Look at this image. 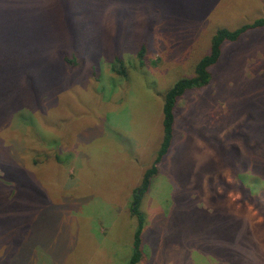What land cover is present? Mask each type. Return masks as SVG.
<instances>
[{
	"label": "rangeland",
	"instance_id": "374dc122",
	"mask_svg": "<svg viewBox=\"0 0 264 264\" xmlns=\"http://www.w3.org/2000/svg\"><path fill=\"white\" fill-rule=\"evenodd\" d=\"M60 1L0 0V264H126L131 190L159 147L165 91L193 74L218 28L264 17V0H174L150 23L154 39L143 38L150 0L134 9L133 0H69L74 21ZM74 27L82 40L72 41ZM142 46L151 65L138 66ZM114 55L130 62L127 78L111 70ZM11 57L43 73L36 106L23 82L14 95L1 83L14 78L3 63ZM210 72L178 100L174 143L140 207L139 264H264L262 216L225 190L234 179L212 143L239 144L249 95L264 115V28L224 42ZM241 179L264 192L254 176Z\"/></svg>",
	"mask_w": 264,
	"mask_h": 264
},
{
	"label": "trees",
	"instance_id": "16d2710c",
	"mask_svg": "<svg viewBox=\"0 0 264 264\" xmlns=\"http://www.w3.org/2000/svg\"><path fill=\"white\" fill-rule=\"evenodd\" d=\"M148 0H144L147 2ZM149 8L147 12L152 10L154 11L153 16L155 18L149 19L148 14L143 12L146 19L145 29L143 31V38L154 39V36H151L152 31L150 29V23L156 22V14L159 12L158 8L161 6L163 9L167 5H169L174 0H150ZM61 6L65 8L64 12L66 15H69V19L71 21L76 20L80 17V13L77 12L76 9L72 8L69 5V0H61ZM122 0H118L116 5H120ZM143 0H133L131 4H133V9L136 6H139V3H142ZM156 3V4H155ZM130 4V3H128ZM143 4V3H142ZM123 8H127L130 10L129 5H123ZM129 7V8H128ZM157 10V11H156ZM176 13V12H175ZM172 13V14H175ZM67 15V16H68ZM154 20V21H153ZM176 22V19H175ZM188 23V22H187ZM193 20L188 24H192ZM171 26V24L169 25ZM169 26L166 31L169 30ZM172 27V26H171ZM76 27L69 30L70 37H72V41L76 38L82 40L80 37V32L77 31ZM173 28V27H172ZM253 28H264V17L260 16L255 19L253 22L248 24H243L234 29L228 28H218L210 39V47L208 52L203 55L194 66L193 74L190 76H183L178 78L164 93L163 95V104H162V136L161 141L159 143V147L157 149L156 155L152 163L143 171L142 178L140 182L132 188L131 190V202L129 205V213L131 216H134L136 219L135 230L133 232L132 242H131V252L126 264H139L142 259V247L144 241V235H142L145 223V215L141 211L140 207L142 204V200L144 195H146L156 177L159 174L158 164L161 160L169 153L173 143H174V125H175V112L177 110L178 100L183 97L186 91L194 90L198 88H202L209 84L211 79L210 69L214 64H216L222 54V46L224 42L237 41L243 33H245L249 29ZM181 29L180 32H182ZM169 32V31H168ZM179 32V31H178ZM178 33V35L180 34ZM164 33L159 36H163ZM159 40V39H158ZM85 43V42H84ZM30 51H25L24 53L28 55ZM40 52L38 49L36 53ZM95 53V52H94ZM33 54V52H31ZM72 57L64 56V60L71 64H76L77 61L73 55ZM173 57V54L170 55V58ZM136 58L138 60V66L145 65L149 63L151 65L152 59H145V48L142 46L138 49L136 53ZM4 64L8 66H14L17 70L11 72L14 78L12 79H3L2 84L6 87L7 92L14 95V92H19V88L21 89V82L26 85L27 94L30 96L35 106L37 105L38 99V91L40 87L43 86L46 81L44 80L43 73L37 71L35 67H31L30 63L26 61H22L20 63H15V57L7 58L3 60ZM130 62H126L121 59L118 55H114L113 62L111 64V70L116 74L120 75L123 78L128 77V69L127 65ZM20 71V75H17L16 71ZM44 78V79H43ZM249 94L253 91L251 86ZM39 88V89H38ZM264 90V88H263ZM256 93V92H255ZM255 93L253 95H249V97L254 98V103L248 105L250 108V113L245 115L244 120H242L238 125L235 126V134H239L238 140L239 144L231 141H228L226 137L224 139L213 140L212 143L219 144V147L222 148V153L225 155L227 159V163L230 165V169L232 172V180L231 183L225 184L226 188L232 189L240 193L241 202L252 204L262 216V221L260 223L259 228L264 230V192L260 195L254 193V189L251 187H243L244 181H242V177L249 175L254 176L255 184L257 186H264V115H263V107L258 106ZM248 96V95H247ZM15 97V96H13ZM12 97V98H13ZM13 101L17 102V98H13ZM264 103V101H260V103ZM39 105V104H38ZM264 106V105H263ZM234 134V135H235ZM233 136V135H232ZM227 134V138L232 137ZM211 141V140H210ZM10 154V153H9ZM12 157V155L10 154ZM56 159L59 161V157L55 154ZM15 156V160H16ZM248 173V174H247ZM251 173V174H250ZM71 176V175H70ZM224 193H227L224 191ZM254 193V194H253ZM155 231L152 232V237L150 239L153 247L156 245H160L159 243H155L154 239H160L159 235H156ZM156 235V236H155ZM155 243V244H154ZM163 244V242H162ZM146 247V246H145ZM159 247V246H158ZM157 248V247H156ZM206 250V249H205ZM201 251V249H200ZM204 251V250H202ZM212 251L213 256H217V253L214 250ZM220 257V255H219Z\"/></svg>",
	"mask_w": 264,
	"mask_h": 264
}]
</instances>
